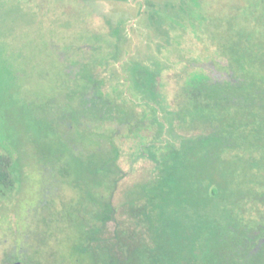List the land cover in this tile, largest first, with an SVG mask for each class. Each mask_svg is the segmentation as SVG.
I'll use <instances>...</instances> for the list:
<instances>
[{"label": "trees", "instance_id": "obj_1", "mask_svg": "<svg viewBox=\"0 0 264 264\" xmlns=\"http://www.w3.org/2000/svg\"><path fill=\"white\" fill-rule=\"evenodd\" d=\"M190 1V8L180 9L197 19L226 61L219 69L229 78L196 72L187 84L190 97L184 108L161 120L160 112H168L158 91L161 70L135 58L127 61L129 74L124 80L141 104L152 110L160 144L169 151L160 156L149 153L156 159L158 172L134 186L120 205L114 203V193L122 176L121 148L113 135L99 128L109 122L124 126L125 134L132 121L117 111V100L104 93V80L94 71L98 60L90 57L95 54L100 59L102 48L80 46L82 41L77 39L68 41L63 45L65 58L55 53L50 62L58 61L65 69L67 61L78 66L76 72L84 86L76 88L64 70L60 86L70 92L48 95L41 103L15 100L19 114H30L24 116L30 120L25 127L37 132L44 149V168L72 182L83 199L78 212H72L73 203L57 212L63 231L71 227L69 248L61 263L264 264V242L256 247L264 239V0L230 3L224 10L211 0ZM119 31L116 27L111 34L121 42ZM48 32V42L53 43V30L48 28ZM2 67L0 110L12 114L11 100L1 90L6 81ZM114 69L110 77L115 79L123 69ZM86 87L94 104L81 110L75 98ZM185 120L206 127L199 135L204 141L197 152L185 146L182 134L177 138L179 144L165 137ZM84 152H91L92 157L82 172L71 162L81 161ZM16 162L12 148L0 153V191L16 186ZM108 221L115 225L110 233L106 231ZM19 254L10 253L8 262Z\"/></svg>", "mask_w": 264, "mask_h": 264}, {"label": "rangeland", "instance_id": "obj_2", "mask_svg": "<svg viewBox=\"0 0 264 264\" xmlns=\"http://www.w3.org/2000/svg\"><path fill=\"white\" fill-rule=\"evenodd\" d=\"M211 1L223 10L230 3L243 4L242 0ZM191 4L190 0H0V73L4 65L6 76L1 90L6 99L11 100L12 108V114L0 110V153H5L9 147L14 150L18 176L13 189L0 191V264H9L8 255L13 252H24L32 263L73 264L60 262L69 248L71 227L63 231L57 212L66 203H73L72 212H78L83 200L72 182L44 168V149L37 140V132L25 127L30 125V120L24 116L30 114H19L14 108L15 100L41 103L48 95L57 92L58 97L70 92L60 86L64 70H68L76 88L84 86L76 72L78 66L69 61L66 62L68 69L58 61L52 64L51 55L56 53L64 59L63 45L73 39L82 41L80 46H100V59L95 54L90 57L98 60L94 71L104 80V93L117 100V111L132 121L125 134L124 126L109 122L99 128L113 135L121 148L122 176L114 193V203L120 205L134 186L158 172L156 159L149 153L153 151L160 156L169 151L160 144L159 124L152 110L141 104V99L135 97L133 88L124 80L123 76L129 74L127 61L135 58L143 65L161 70L158 91L168 111L160 112L161 120L165 114L173 115L184 108L190 97L186 93L187 84L196 72L219 79L229 78L225 70L219 69L226 61L210 44L197 19L180 9H188ZM116 27L120 28L121 42L111 34ZM48 28L56 37L53 43L48 42L51 36ZM89 37L93 40H88ZM117 52L121 54L115 59ZM114 68L123 69L115 79L110 77ZM88 89L83 88L81 92L85 94L75 98L81 110L94 104ZM67 123L70 124L69 120ZM205 130V126L185 120L183 126L172 132L168 130L170 133L165 137L179 144L177 138L182 134L185 146L197 152L201 140L204 141L198 139L199 135ZM91 157V152H84L81 161L71 164L80 166L84 172ZM114 227V223L108 221L107 233Z\"/></svg>", "mask_w": 264, "mask_h": 264}, {"label": "flooded vegetation", "instance_id": "obj_3", "mask_svg": "<svg viewBox=\"0 0 264 264\" xmlns=\"http://www.w3.org/2000/svg\"><path fill=\"white\" fill-rule=\"evenodd\" d=\"M59 177V175L57 176ZM263 241L264 242V239H260L257 243H256V247H258L260 244V242ZM257 250V249H256ZM38 263L41 264L40 261H38ZM9 264H34L32 263L29 259H28V255H24V252H22L21 254H19L17 256L16 259L12 260L11 262H9ZM36 264V263H35Z\"/></svg>", "mask_w": 264, "mask_h": 264}]
</instances>
